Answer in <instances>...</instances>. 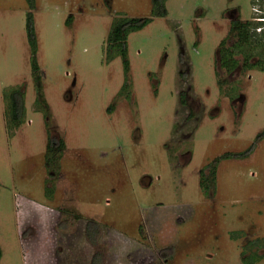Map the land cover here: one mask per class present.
Here are the masks:
<instances>
[{
  "label": "rangeland",
  "instance_id": "374dc122",
  "mask_svg": "<svg viewBox=\"0 0 264 264\" xmlns=\"http://www.w3.org/2000/svg\"><path fill=\"white\" fill-rule=\"evenodd\" d=\"M253 1L167 0L129 34L126 73L110 33L152 0H37L35 56L27 1L0 0V264H264V138L209 177L264 131L263 43L233 70L221 48ZM50 136L65 148L47 156Z\"/></svg>",
  "mask_w": 264,
  "mask_h": 264
},
{
  "label": "trees",
  "instance_id": "16d2710c",
  "mask_svg": "<svg viewBox=\"0 0 264 264\" xmlns=\"http://www.w3.org/2000/svg\"><path fill=\"white\" fill-rule=\"evenodd\" d=\"M29 7V12L27 13V19H26V31L28 36V41L31 47V52L35 56L36 49H37V37L35 33V24H34V15L32 10H34L37 7V0H26ZM255 1V0H254ZM253 1V3H254ZM167 0H152V16L150 17H142V18H128L121 23L114 26L112 29L109 41L112 43V45L121 46V57L124 62V68L125 72L129 73V58H128V37L129 34L138 30H142L145 28L154 17H166L168 14L167 9ZM71 17L69 18V22H71ZM255 24L252 20L243 21L238 18L237 20H234L230 37L234 39L233 43V50L225 46V42H222L221 48L224 50L226 49V53L230 54V59L225 60V65L228 69H235L236 65L238 64L236 58L234 57L237 51L239 52L242 47H245L244 45H252L253 43L261 44L264 46V40L257 36L253 32ZM232 33V36H231ZM255 40H254V39ZM260 46V45H259ZM258 46H256L257 49ZM230 49V50H229ZM260 51V50H259ZM231 52V53H230ZM264 54V50L261 51ZM246 64H251L250 62ZM259 65V64H258ZM33 71L38 74V64L36 61V58L33 57ZM261 69H264V64L262 66L259 65ZM37 80L39 81V75L37 76ZM125 84L124 88L126 89L128 86ZM43 97V96H42ZM6 110H5V116L7 117V126L9 131H13L15 129H18L24 122V110H25V102H24V96H23V90L15 91L12 94L11 100H9L6 97ZM43 99V98H42ZM182 102H185V96L181 95ZM45 102V100L43 99ZM113 107L111 108V110ZM264 138V131L260 132L256 136V142L253 143L246 151L244 152H226L220 157H217L213 160L211 163L209 170L210 174L209 177L212 179V181H215L216 179V173H217V167L218 163L222 159H230V158H245L249 156L253 150L256 148L257 142L262 140ZM60 148V150H63L65 148V142L63 140H60L55 137H49L48 140V146H47V156H50L55 149ZM55 163V162H52ZM204 187V186H203ZM79 217V216H77ZM66 227V226H65ZM86 238L95 246L98 244L99 237L101 235V226L98 222L95 220H88L86 225ZM2 256L1 250H0V258ZM90 264H104L103 263V254L95 253L94 256H92V259L90 261Z\"/></svg>",
  "mask_w": 264,
  "mask_h": 264
},
{
  "label": "built area",
  "instance_id": "2783aa9c",
  "mask_svg": "<svg viewBox=\"0 0 264 264\" xmlns=\"http://www.w3.org/2000/svg\"><path fill=\"white\" fill-rule=\"evenodd\" d=\"M252 21L255 26L253 32L264 40V1L255 0L252 4Z\"/></svg>",
  "mask_w": 264,
  "mask_h": 264
}]
</instances>
